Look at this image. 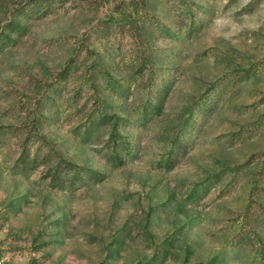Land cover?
Here are the masks:
<instances>
[{
	"label": "rangeland",
	"instance_id": "obj_1",
	"mask_svg": "<svg viewBox=\"0 0 264 264\" xmlns=\"http://www.w3.org/2000/svg\"><path fill=\"white\" fill-rule=\"evenodd\" d=\"M0 264H264V0H0Z\"/></svg>",
	"mask_w": 264,
	"mask_h": 264
}]
</instances>
